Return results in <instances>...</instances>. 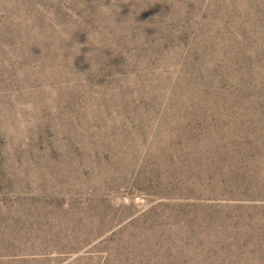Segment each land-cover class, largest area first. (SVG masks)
<instances>
[{
	"label": "rangeland",
	"instance_id": "374dc122",
	"mask_svg": "<svg viewBox=\"0 0 264 264\" xmlns=\"http://www.w3.org/2000/svg\"><path fill=\"white\" fill-rule=\"evenodd\" d=\"M0 264H264V0H0Z\"/></svg>",
	"mask_w": 264,
	"mask_h": 264
}]
</instances>
